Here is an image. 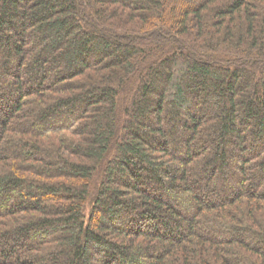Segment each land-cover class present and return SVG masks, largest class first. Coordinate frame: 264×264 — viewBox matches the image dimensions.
I'll list each match as a JSON object with an SVG mask.
<instances>
[{"label":"trees","instance_id":"1","mask_svg":"<svg viewBox=\"0 0 264 264\" xmlns=\"http://www.w3.org/2000/svg\"><path fill=\"white\" fill-rule=\"evenodd\" d=\"M0 264H264V0H0Z\"/></svg>","mask_w":264,"mask_h":264}]
</instances>
